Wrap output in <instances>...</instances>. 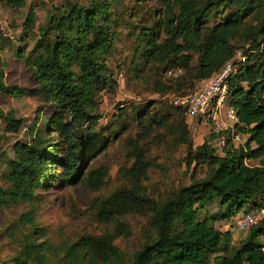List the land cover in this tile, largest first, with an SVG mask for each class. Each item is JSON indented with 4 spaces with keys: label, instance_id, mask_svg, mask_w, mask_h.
Masks as SVG:
<instances>
[{
    "label": "trees",
    "instance_id": "1",
    "mask_svg": "<svg viewBox=\"0 0 264 264\" xmlns=\"http://www.w3.org/2000/svg\"><path fill=\"white\" fill-rule=\"evenodd\" d=\"M161 3L159 23L136 37L138 63L161 64L165 71L180 67L190 79L200 82L215 76L240 50L245 60L238 62L229 80L228 103L238 116L237 131L247 135L245 142L235 146L228 140V147L219 155L208 140L193 146L184 108L171 104L161 113L153 104L134 106L140 131L127 138L128 158L133 159L124 170L129 183L95 207L97 221L115 223L112 229L85 234L55 248L39 241L41 228H31L24 234L13 264H47L48 258L55 264H127L115 239L131 234L129 225L119 220L130 213L145 215L146 225L143 241L129 264H264V217L241 231L243 236L236 245L230 229L215 226L236 221L253 209L264 210V0ZM0 4L19 8L26 0H0ZM57 10L40 27L39 38L26 58L33 87L7 83L0 54V95L36 96L51 107L40 115L38 126L29 128L28 141L14 145V156L6 160L0 207L41 199L36 190L53 185L56 167L61 166L65 182L80 180L96 190L107 175L105 167L85 168L97 150L99 93L115 85L106 60L112 53L119 19L107 0L87 6L67 4ZM216 17L218 21L208 25L209 18ZM35 20L34 8L29 6L22 26L30 31ZM8 37L0 33V50ZM136 67L137 74L141 73L139 65ZM0 118L5 132H17L24 123L11 112H0ZM163 127L176 145L186 146V169L193 167L202 175L151 197L142 185L150 167L145 138ZM209 206L216 210L210 212ZM20 221L22 225L33 222L29 213L22 214Z\"/></svg>",
    "mask_w": 264,
    "mask_h": 264
},
{
    "label": "rangeland",
    "instance_id": "2",
    "mask_svg": "<svg viewBox=\"0 0 264 264\" xmlns=\"http://www.w3.org/2000/svg\"><path fill=\"white\" fill-rule=\"evenodd\" d=\"M94 1L26 0V4L19 8L0 4V20L4 22L9 36L0 50L5 81L24 88L33 87L34 79L26 64V58L39 38L40 27L46 25L48 17L56 14L57 9L67 4L87 6ZM107 1L112 7V14L119 19L112 53L106 60L113 72L115 85L99 93L97 111L101 118L95 126L97 150L87 161L85 168L87 170L105 167L107 175L96 190L80 180L65 182L61 166L56 167L53 170L55 179L53 185L36 190L37 194L42 195L41 199L31 203L23 202L10 207H0V264H13L12 260L20 250L24 234L34 227L43 230V237L39 241L45 240L55 248L70 244L82 235L101 234L112 229L115 223L104 224L97 221L95 207L101 199L129 183V176L124 170L131 166L133 159L128 158L130 147L127 145V138L134 137L140 131L132 108L153 104L155 110L157 108V111L165 113L173 104L171 100L173 95L192 92L199 85V82L190 79V75L180 67L165 71L161 64L138 63L136 37L141 30L151 27L154 22L159 23V13L163 9L161 0ZM29 6H33L36 20L32 30L27 31L22 25ZM218 19L219 17H216V20L209 18L208 25H213ZM19 51H22L21 56H18ZM137 65L141 70L138 74ZM48 110H51V107L42 103L36 96L0 95V112H11L16 118L24 120L23 126L17 132H5L4 123L0 118V185L4 186L6 160L14 156V145L28 141L29 128L38 126L40 115L50 112ZM171 122L169 123L172 124ZM188 125L193 146L208 140L216 153L222 155L221 149L217 147L216 138L209 130L198 128L192 122ZM169 132L168 128L163 127L158 132L152 131L145 138L144 146L150 167L142 185L151 197L181 184H188L191 176L202 175L198 170L195 172L193 167L190 170L186 169V146L176 145ZM243 142L235 141L234 145L238 146ZM208 210L214 212L216 207L209 206ZM251 212L255 214L257 221L264 217V210L253 209ZM24 213L32 216V224H21L20 216ZM119 220L127 223L131 230L128 237L120 236L115 239V244L129 264L132 254L143 241L146 216L130 213ZM215 226L221 230L232 231L233 245H236L243 236L241 231H236L235 219L217 222ZM262 240L264 242V237ZM58 256H61V253ZM55 262L48 258L47 264Z\"/></svg>",
    "mask_w": 264,
    "mask_h": 264
},
{
    "label": "built area",
    "instance_id": "3",
    "mask_svg": "<svg viewBox=\"0 0 264 264\" xmlns=\"http://www.w3.org/2000/svg\"><path fill=\"white\" fill-rule=\"evenodd\" d=\"M0 33L3 36L8 35L2 20H0ZM244 60L245 56L242 52L236 51L233 60L225 63L215 76L201 80L194 91L173 95L171 98L173 105L184 108L186 116L192 123L204 124L216 135L217 147L221 150L228 147V140L232 143L243 141V136L236 129L239 126L237 113L228 100L229 80L235 73L238 62ZM256 221L254 213H245L236 219L235 224L238 230L245 231Z\"/></svg>",
    "mask_w": 264,
    "mask_h": 264
},
{
    "label": "crops",
    "instance_id": "4",
    "mask_svg": "<svg viewBox=\"0 0 264 264\" xmlns=\"http://www.w3.org/2000/svg\"><path fill=\"white\" fill-rule=\"evenodd\" d=\"M187 122L188 123H190L191 122V119L190 118H188L187 119ZM194 126H196V127H198V128H202V129H205V130H209V128L206 126V125H204V124H195V123H192ZM246 138H247V135H244L243 136V141L245 142V140H246Z\"/></svg>",
    "mask_w": 264,
    "mask_h": 264
}]
</instances>
